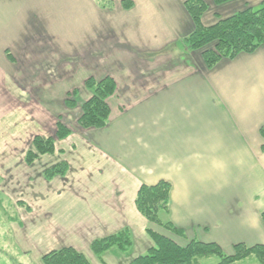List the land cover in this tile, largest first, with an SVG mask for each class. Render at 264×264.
I'll return each instance as SVG.
<instances>
[{"label":"crops","instance_id":"obj_1","mask_svg":"<svg viewBox=\"0 0 264 264\" xmlns=\"http://www.w3.org/2000/svg\"><path fill=\"white\" fill-rule=\"evenodd\" d=\"M112 1L104 9L97 0H0V176L11 180L16 160L25 172L34 138L54 137L58 121L71 131L55 144L64 177L47 181L49 165L35 186L27 174L21 194L41 212L38 225H24L27 235L41 234L42 251L84 254L126 228L132 248L105 258L129 264L152 246L148 229L162 233L136 209L137 193L166 181L167 219L187 238L179 244L215 243L227 253L264 245V45L209 70L200 51L178 47L194 30L185 0H129V10ZM204 1L203 24L214 25L226 4ZM106 77L116 83L109 124L82 129L73 117L92 96L85 82ZM23 145V157L9 154Z\"/></svg>","mask_w":264,"mask_h":264},{"label":"trees","instance_id":"obj_2","mask_svg":"<svg viewBox=\"0 0 264 264\" xmlns=\"http://www.w3.org/2000/svg\"><path fill=\"white\" fill-rule=\"evenodd\" d=\"M237 0H214L216 6L225 5ZM100 7L112 9V0H97ZM123 8L129 10L133 2L125 0ZM261 8L255 11L251 6L245 10L219 20L211 26L203 24V17L209 10L204 0H185L184 7L193 24V32L178 43V47L190 52L200 51L205 67L213 69L223 60H233L241 54H253L264 45V0ZM85 87L91 92V98L81 107L78 124L82 129L101 130L107 127L111 115L108 100L115 95L116 83L113 78L106 77L100 81L89 78ZM76 91L68 95L65 104L68 109L77 107ZM264 140V125L260 129ZM71 135L60 122L57 124L56 136L50 138L35 137L32 149L26 155L27 165H32L38 157L53 155L56 141L64 140ZM264 151V145H263ZM68 167L59 163L44 172L47 181L65 176ZM171 184L161 181L153 186L142 185L137 193L135 205L138 212L148 223L156 225L163 231L183 240H187L183 230L168 221L170 208ZM264 223V213H262ZM152 246L148 251L135 258L129 264H200L203 260L217 257V264H236L255 258L257 264H264V245L247 246L237 244L231 253H226L218 244L202 243L192 240L186 245L175 239L147 230ZM134 239L129 229L105 238L97 239L91 244V251L103 263L102 257L111 250L127 253L133 246ZM42 264H91L89 259L73 247L52 250L42 257ZM104 264V263H103Z\"/></svg>","mask_w":264,"mask_h":264},{"label":"rangeland","instance_id":"obj_3","mask_svg":"<svg viewBox=\"0 0 264 264\" xmlns=\"http://www.w3.org/2000/svg\"><path fill=\"white\" fill-rule=\"evenodd\" d=\"M261 3H262V0H237V1H234V3L226 4L224 8H221L219 10V13H221V16H222L221 18H227V17H230L238 13L239 10L241 11V10H245L246 8H248L247 4H249L248 6H251L255 11H257L262 7ZM0 103H4V102H0ZM80 116H81V112H79V116H74L73 119L76 117H80ZM59 122L63 124L61 120L58 121V123ZM64 126L66 127V125ZM67 129L69 130V128ZM38 132H42V131L38 130ZM55 136L56 134L54 135V137ZM24 146L25 145H23V147L17 146V149H16L17 151L15 153H9V154L12 155L13 157H16L15 159H17V156L23 157L24 156L23 149L25 148ZM31 149L32 147L30 148V150ZM39 158H41V160L38 161ZM60 159H62V157L58 153L53 154V155L42 156V157L40 156L33 163L34 165L32 164L33 165L32 168L27 170L28 166H32V165L27 166V169L25 170V172H22V168L24 167L21 164L22 161L16 160L15 161L16 163L14 164L15 168L13 169L14 171L13 178L10 180L8 178H4V177L2 178L0 176V264H42V261H41L42 257L46 255L47 253L51 252V251H42L43 247H42L41 242H39V239L41 238V234L38 235L36 234L37 233L36 232L35 233L36 235H34L35 237L27 235L28 229L25 228L24 225H26L27 222H31L32 220L33 222H35L34 225H38L39 221L37 220L41 218L40 217L41 212H38V210L36 209V206L32 203V200H30L28 197H26L27 199H25L24 196H22L21 191L23 189H27V183H28V180L26 178L27 174H30V175L33 174V176H35V178L33 177L34 178L33 181L31 180L33 182L31 184L38 186V182H37L38 179L36 178V176H38V174H43V171H44L43 169L48 168L47 166L49 165L54 166L62 162V161H59ZM6 189L7 191H5ZM23 199L28 201L27 205L25 202H22ZM45 224H46L45 227L41 229V232L43 234H45V229L50 228L49 227L50 225L46 221H45ZM153 226H156V225H153ZM37 229L38 227L30 228L29 231L30 230L31 232L37 231ZM158 229L160 230L161 228L158 227ZM161 231H162V234H165L175 240L179 239L163 231L162 229ZM23 235L26 236L25 237L26 239L24 238V240L27 241L26 245H23L24 242L21 239ZM17 236H18V239H17ZM146 237L149 239V241L151 240L148 236ZM34 238H38V242L35 244H32L31 242L36 240ZM17 240L19 243L16 242ZM183 245H186V244H183ZM83 252L86 255V257L89 259L91 264H103L93 253H90L89 251H83ZM135 253L137 254L136 250H134L133 252L130 251L129 256H131L133 259L135 256L134 255ZM103 258L106 264H113V262H115L116 260L115 256H112V255H109L106 258L104 255ZM218 262H219V259L217 257H212L207 260H203L200 264H217ZM119 263L127 264L128 262L123 257L121 260H119ZM119 263L117 262V264ZM236 264H257V261L255 258H250L248 260H245V261H242Z\"/></svg>","mask_w":264,"mask_h":264}]
</instances>
